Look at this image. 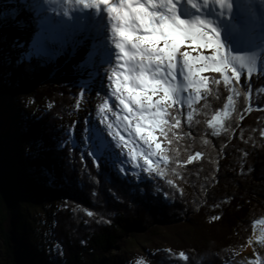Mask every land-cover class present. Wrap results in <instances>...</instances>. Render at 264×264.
<instances>
[{
  "label": "trees",
  "instance_id": "obj_1",
  "mask_svg": "<svg viewBox=\"0 0 264 264\" xmlns=\"http://www.w3.org/2000/svg\"><path fill=\"white\" fill-rule=\"evenodd\" d=\"M37 54H25L0 83L10 90L47 80L31 95L49 106L12 136L3 133L10 113L0 101V234L8 264H36L29 255L45 250L27 245L18 212L39 194L60 205L47 236L50 261L40 264H112L115 249L135 243L163 245L146 264H230L247 248L264 219V72L230 69L228 78L211 70L195 103L167 102L159 162L141 176L122 173L61 132L84 86L80 78L50 80L53 70Z\"/></svg>",
  "mask_w": 264,
  "mask_h": 264
},
{
  "label": "rangeland",
  "instance_id": "obj_2",
  "mask_svg": "<svg viewBox=\"0 0 264 264\" xmlns=\"http://www.w3.org/2000/svg\"><path fill=\"white\" fill-rule=\"evenodd\" d=\"M185 1L186 3L189 2L188 0ZM18 2V0H0V83L6 84L10 67L17 62L20 63L25 54L30 57L29 54L32 52H39L37 54L39 60H41L39 63L44 61L53 70L50 80L57 82L61 79L80 78L81 85L84 86L81 99L75 106L74 111L61 119L59 123L61 132H67L74 143L82 144L84 147L91 149L96 157L101 155H97L94 144L96 143V137L102 134L110 147V156H105L114 157L115 165L124 174L132 172L142 176L146 171L151 170L152 166L159 162L157 132L161 129L166 116L165 105L170 101L163 100V103H159L163 99L164 93L156 84L153 76H151V79H146V77L143 79L147 80V85L143 91L128 88L129 90L137 91L131 92L127 87H120L119 90H116V93L113 92L116 78L120 79L122 75H119L118 69L116 70L115 68V62L112 60V53L117 51V49L114 48V50L112 48L113 45L114 47L116 46V43L113 41L112 29L110 28L111 21L108 15L103 14V22L98 25L102 14L94 12L91 14V18L97 23L94 28L96 38L85 37L84 44L75 45L73 48L76 52L71 55L63 49L56 48V46L52 48L51 43L39 42L35 38H32V43L30 44H28L29 42L27 44L26 42L19 44L15 40V35H12L14 31L10 26V24L15 23L13 22L15 20L11 19L13 17H10V15L12 16L13 10L15 11V9L19 8ZM250 5L253 7L252 0ZM70 7L72 8L71 4L66 9H60L52 14L61 22L60 24L63 25L64 29L73 31L75 25L72 21L69 22L67 16V10ZM90 9H94L93 4ZM175 9L177 10V20H180L179 15L182 13V9L179 7H175ZM184 17H187L186 26L198 29L203 34L201 37L197 39L187 38L180 30H174V25L165 28L162 22L157 19L149 22L150 26L156 25L155 32H152L156 37L148 38L146 41L140 40L143 44L145 42L146 45H149L147 50L151 49L153 44H155L157 49L164 51L165 58L168 56L172 57L176 65L177 73L175 72V74L177 77L175 81H172L173 83H170L169 80L165 87L175 85L179 89V99H177L176 94H172L171 101L178 103V105H191L198 98L200 99L205 86V74L209 73L208 71H220L228 78L230 77V69L237 72L241 70L249 72L247 67H240V60H251L253 71L250 73L256 71L264 72V46L261 40L257 41L255 39L258 30L242 35L239 33V28L233 30L225 29L223 28L224 26H230L232 23L237 22L225 20L220 14L218 16L220 21L210 16L205 19L200 14L191 16L186 14ZM4 22L5 25H3ZM244 22H240L241 31L246 26ZM169 24H171V21H169ZM21 25L24 24L21 23ZM35 28L42 30L46 26H37ZM161 32L164 34L161 35ZM152 33H148V35L153 36ZM96 40L97 43L94 47L86 45L88 42L94 44ZM130 44H132V41H130ZM140 52L144 53L145 51H138L135 56H139L137 54ZM114 55L116 56V54ZM143 56L141 55L139 58L145 59ZM225 58L232 60V63H229L226 68L221 64V60ZM165 63H167V60H165ZM153 64L155 66V61ZM40 65L42 66V64ZM68 67L70 68L68 69ZM40 70L43 71V68ZM44 75L43 73V77ZM133 75L139 77L138 72ZM46 81L41 80L38 85L33 84L30 86L24 82L23 86L10 90L3 88L0 84V101H3V98L6 99L4 112L9 110L10 113L9 116L7 114L3 133L5 132L12 136L18 135L25 118L39 117L48 110L49 106L46 102L37 104L33 102L31 95L35 86L42 87ZM153 89H155V92H153ZM138 92L141 93V96L138 97L141 103L137 106L134 103V110L144 111L142 113L144 116L138 115L137 119L140 117V120L133 122L141 123L139 130L135 132V137H137L128 139L124 134H122V137H118L113 124L115 119L118 120L115 117H119L121 111H123L124 97H128V99L133 101ZM114 96L115 98H113ZM149 96L152 104L156 105V107H145ZM157 108H160L159 112H157ZM137 124L134 125L135 129H138ZM8 141L11 140L9 139ZM12 141L14 142V140ZM36 149L37 146L32 144H24L23 147L25 152L31 153H36ZM110 159L112 160V158ZM59 207V203L50 200L44 194H39L19 206L18 212L23 215L20 219L21 231L23 236H25V233L29 236L26 239L27 245L32 250H36L38 246L45 244V250L40 247L42 250L37 252L36 255L33 253L29 255L36 264H40L43 260L46 262L50 261L49 253L52 246L47 236L52 226L51 216ZM162 248L163 245L160 243H135L131 249H115L110 259L112 264H128L133 261L138 264H146L148 253ZM9 259V252L0 234V263L8 264ZM230 264H264V219L255 225L254 235L249 241L247 248Z\"/></svg>",
  "mask_w": 264,
  "mask_h": 264
},
{
  "label": "bare ground",
  "instance_id": "obj_3",
  "mask_svg": "<svg viewBox=\"0 0 264 264\" xmlns=\"http://www.w3.org/2000/svg\"><path fill=\"white\" fill-rule=\"evenodd\" d=\"M18 1L19 2L17 3V5H19V8L15 9V11L13 10L12 16L10 15V17H13L11 19L15 20L13 21L15 23L10 24L11 29L14 31L12 35H15V40L19 44H23L25 42L27 44V42L32 40V38H35L39 42L45 41L48 44L51 43L52 48H55L54 46H56V48L58 47L59 49H63L71 55L76 52L73 48L75 45L84 44L83 42L85 41V37L94 39L96 38L94 34V28L97 23L93 21V19L91 18V14L93 12H98L94 9L91 10L90 6L93 4L95 8V6L100 1L105 2L106 6L102 12V17L98 25H101L100 23L103 22V14L108 15L111 21L110 28L112 29L113 41L116 43V45L123 43L127 46V51L123 56L118 53L119 48H117L116 46L114 47V45L112 47L113 49H117V51L112 53V60L113 62H115L114 64L116 70L118 69L120 73L119 75H121V70H125L124 75L120 77L121 79L116 78L117 80L114 84L115 88L113 92L116 93V90H119L120 87H127V89L130 88L143 91L144 87L147 85V80L143 79H145V77L146 79H151L152 70L154 67L153 63L155 59L150 61L149 57L145 55V52H140L139 54H137L139 55L137 57L135 55L138 51H145L148 49L147 46L149 45H146L145 42L143 44L142 42H140V40L146 41L148 38L156 36L152 32L145 30L144 24L141 23V20L143 19L145 21L150 22V18L154 14H164L165 16H170L171 12L166 10L162 6L164 3L167 2V0L161 3L145 2L141 6L134 8L129 27L124 36L120 33V16L124 9L125 3H127L129 0H64V3L60 8H57V5L55 4L54 6L52 5L51 10L47 9L48 7L45 6L46 0L45 2L44 0ZM52 1L57 2L59 0H50L48 2L51 3ZM92 1L93 3H91ZM183 1L184 0H171L172 5L182 9V13L179 15L180 20L182 19L187 21V17H184V15L186 14L190 16L193 14H200V16L205 19L208 16H210L211 18L218 19V16L220 14L225 20L237 22L232 23L230 26L226 25L223 28L228 30L239 28V33L242 35H247L252 31L258 30L255 39L257 41L261 40L262 45L264 46V14L259 12L257 9H252L247 3L248 0H237L236 2H234V0H200V2L197 4L191 3V0H189V4L191 6H187V4L183 3ZM42 4L43 6H41ZM69 4H71L73 9L70 7L67 15L69 16V14L76 13V15L73 16V18L71 19L72 23H74L75 25V27H73V31H70L69 29H64L62 27L63 25L59 24L56 20L57 18H55V16L53 15L54 12L60 9H66ZM218 21L220 20L218 19ZM241 21H245L244 23H246V26L242 31V26L240 24ZM21 23H23L24 25H21ZM3 25H5V22ZM34 26H46V28L39 30L36 29ZM148 33H152L153 36L148 35ZM126 41H128L127 44L125 43ZM130 41H132V44L129 43ZM96 43L97 40L94 42V44H90L88 42L86 43V45H88L89 47H94ZM137 45H139V47H137ZM114 54H116V56ZM141 55H144V60L139 58ZM122 58H126V64L121 63ZM175 69L176 67L171 70L174 74ZM136 72L139 73V77H135L133 75ZM169 80L170 83H173L171 77H169ZM136 90L129 91L134 92ZM139 96H141L140 92H138V95L135 96V98H138ZM113 98H115V96ZM134 103L135 102L131 101V99H128V97H124V102L122 104L123 111H121L119 117H115L118 120L115 119L113 123L115 126L114 130L117 132L116 136L122 137V134H124L128 139H133L137 137H135V132L139 130L141 123L137 124L133 122H137V120H140V117L139 119H137L138 115L144 116V114L142 115L144 111L141 112L139 109L134 110ZM125 112L128 113L127 117H124L123 113ZM136 124L138 129L134 128V125Z\"/></svg>",
  "mask_w": 264,
  "mask_h": 264
},
{
  "label": "snow or ice",
  "instance_id": "obj_4",
  "mask_svg": "<svg viewBox=\"0 0 264 264\" xmlns=\"http://www.w3.org/2000/svg\"><path fill=\"white\" fill-rule=\"evenodd\" d=\"M166 10L171 12L170 16H165L164 14H154L151 16V20H159L162 22L163 26L165 28L171 27L174 25V30H180L181 33H183L187 38L191 39H197L201 37L203 34L199 32L198 29H193L190 26H186L185 20H177V12L175 9V6L171 4V0H167L166 3L162 5ZM169 21H171V24H169ZM141 23L144 24L145 30L146 31H151L155 32L156 30V25H151L149 24V21L141 20ZM134 30V29H133ZM164 33L161 32V35ZM123 35V33H121ZM117 48L121 49L123 51V44H117ZM139 47V45H137ZM145 55L149 57L150 61L152 59H155V66L152 70V76L155 79L156 84L160 88L161 91L164 93L163 99L159 103H163V100H169L171 101L172 94L177 95V99H179V89L175 87V85H170L169 87H165L166 84L169 82V77H171V80L175 81L176 76L175 74L171 71L176 67L175 63L172 60L171 56H168L165 58L164 56V51L161 49H157L155 44H153L152 48L149 50H145ZM233 59H239V58H233ZM165 60H167V63H165ZM229 63H232L231 59H222L221 64L223 67H227ZM187 66V62H186ZM240 67L244 68L247 67L249 72L253 71V64L251 60L244 61L240 60ZM219 70V69H217ZM191 71V70H190ZM191 82V81H190ZM199 91V89H197ZM153 92H155V89H153ZM133 101L139 105L141 102L137 98H133ZM147 105L145 107L147 108H152L156 107V105L152 104L151 97L149 96L147 98ZM170 106V105H169ZM127 107V105H126ZM160 111V108H157V112ZM95 150L97 152V155H109L110 156V147L106 140L104 139L103 135L100 134L96 137V143L94 144ZM113 160V163H115V158L110 157Z\"/></svg>",
  "mask_w": 264,
  "mask_h": 264
}]
</instances>
